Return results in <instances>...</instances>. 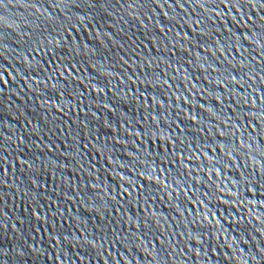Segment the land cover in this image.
<instances>
[{"label":"water","instance_id":"water-1","mask_svg":"<svg viewBox=\"0 0 264 264\" xmlns=\"http://www.w3.org/2000/svg\"><path fill=\"white\" fill-rule=\"evenodd\" d=\"M0 264H264V0H0Z\"/></svg>","mask_w":264,"mask_h":264}]
</instances>
